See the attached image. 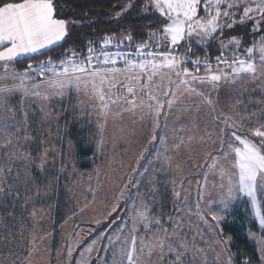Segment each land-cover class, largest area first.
Masks as SVG:
<instances>
[{"label": "snow or ice", "instance_id": "6c2138e0", "mask_svg": "<svg viewBox=\"0 0 264 264\" xmlns=\"http://www.w3.org/2000/svg\"><path fill=\"white\" fill-rule=\"evenodd\" d=\"M133 7L134 0H127L114 18ZM141 7L145 14H158L145 36L137 39L125 29L65 48L79 22L61 15L57 0H0V208L14 209L31 190L19 171L12 174L21 156L28 163L16 168L27 173L32 162L26 151L16 154L26 147L20 141L31 139L25 105L39 101L44 112L53 100L75 95L81 112L97 117L101 150L110 118L127 114L150 130L104 218L110 230L80 248L75 264H93L94 253L95 264H208L209 251L216 261L226 253V264H234L231 238L223 233L232 206L243 201L264 229V0H142ZM24 60L32 62L17 70ZM225 86L231 100L227 111L218 99ZM255 92L258 100L251 96ZM13 99L20 101L19 110ZM193 112L197 122L187 131L194 127L199 135L177 136L169 144L170 132L186 129L185 124L170 129L169 117L179 121ZM201 112L207 114L203 122ZM193 142L205 146L193 161V168L202 170L194 181L181 164H173L182 147L193 150ZM43 162L42 157L41 167ZM168 172L174 175L167 177ZM160 174L166 188L171 186L170 199L159 192ZM121 199L130 206L124 216L118 212ZM80 236L65 247L68 264ZM258 243L264 261V233Z\"/></svg>", "mask_w": 264, "mask_h": 264}, {"label": "rangeland", "instance_id": "374dc122", "mask_svg": "<svg viewBox=\"0 0 264 264\" xmlns=\"http://www.w3.org/2000/svg\"><path fill=\"white\" fill-rule=\"evenodd\" d=\"M125 13L119 19L123 18ZM27 64L28 62L22 63V67L17 70L22 71ZM251 96L258 100L260 93H251ZM244 98L248 99L247 93ZM218 99L220 108L227 111L226 105L231 103L229 86L221 88ZM10 103L19 110L18 99H13ZM249 106L255 107L254 104ZM25 107L29 111L28 134L31 139L21 140V145L26 147L19 149L16 154L21 156V153L26 151L31 155L32 162L28 164L27 173L23 167L16 168L15 164L28 163L23 161L21 156V160L13 162L12 174L15 175L19 171L22 177H26L31 190L27 197L21 196V202L17 203L14 209L0 208V215L3 216L0 220V264H68L65 247L76 238V233H81L82 243L74 252L75 264V254L80 248L97 238V234H102V230H110L105 227L104 218L116 203L115 197L120 186L127 183L125 175L145 146V137L150 130L147 124H142L139 120L133 123L127 114L123 118H110L103 134L104 143L101 150L98 147L101 137L97 117L95 114L82 113L77 107L75 95L70 100H53L45 107L44 112L40 111L39 101H29ZM206 117V113H199V122L206 120ZM196 122L195 112L191 116L185 114L179 121L169 117L170 129L178 124H185L186 129L174 134L170 132L168 143H174L177 136L199 135L194 127L192 132L187 131V127ZM121 127L124 129L123 133ZM204 147L193 142L192 151L182 147L175 154L173 164H181L183 174L188 179L194 181L202 172L193 168V161L203 153ZM85 149L91 150L88 158L81 154V150ZM148 155L145 153L146 157ZM3 159L0 157V160ZM144 163L145 161H141L142 165ZM173 175L174 172L167 173V177ZM165 179L164 174L159 175L158 188L164 199H170L171 186L166 188ZM209 180H212L211 176ZM141 190L143 191V188ZM190 190L194 208L197 190L195 182L190 185ZM209 191H212L210 186ZM127 195L126 191L125 196ZM119 203L121 207L118 212L124 216L126 207L130 209V206L124 199ZM201 207H204L203 203ZM8 211L12 212L11 216ZM153 211H158V207ZM33 212L36 213L35 216L32 215ZM94 219H100L101 223H93ZM193 222H198L195 216ZM226 222H238L244 227L245 235L255 245L260 260L258 241L264 229H260L243 201H238L232 206L223 224ZM99 247L98 242L97 248ZM215 247L220 248V245ZM29 252L32 253L31 256H28ZM95 256L94 253L93 264ZM215 256V252L209 251L208 264H226V253H221L219 261L214 259ZM259 264H264V261L260 260Z\"/></svg>", "mask_w": 264, "mask_h": 264}, {"label": "trees", "instance_id": "16d2710c", "mask_svg": "<svg viewBox=\"0 0 264 264\" xmlns=\"http://www.w3.org/2000/svg\"><path fill=\"white\" fill-rule=\"evenodd\" d=\"M57 3L64 18L70 22L73 20L79 22L74 27L72 39L68 41L65 48L82 47L86 38L99 39L106 34H123L125 29L129 30L134 37L140 38L158 23L156 19L158 14L151 11L148 14L143 12L142 0H134V7L129 9L125 16L119 20L114 18L115 13L127 3V0H57ZM199 54L203 55L202 52ZM27 62L32 61L24 60L22 63ZM22 63L17 65V69L22 67ZM81 154L88 158L91 155V150H81ZM223 233L231 237L230 251L235 264H243L245 259L250 260L251 263L259 264L257 249L245 235V229L240 223H224Z\"/></svg>", "mask_w": 264, "mask_h": 264}]
</instances>
